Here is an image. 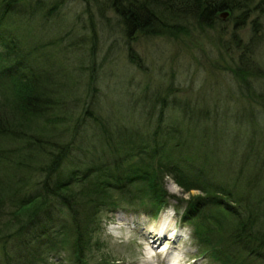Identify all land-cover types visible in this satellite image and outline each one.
Masks as SVG:
<instances>
[{"label":"trees","instance_id":"1","mask_svg":"<svg viewBox=\"0 0 264 264\" xmlns=\"http://www.w3.org/2000/svg\"><path fill=\"white\" fill-rule=\"evenodd\" d=\"M183 1L112 0V5L128 36L187 30L178 20L211 28L229 11L226 21L233 19L236 30L221 29L229 34L220 39L239 90L232 87L226 101L216 96L207 101L146 88L132 101L147 114L144 129L131 120L135 128L130 127L112 113H98L97 97L72 129L65 124L71 118L63 99L71 87L67 69L44 59L40 46L21 47L14 27H7L10 10L22 15L27 7L45 3L2 0L0 60L8 64L0 69V264H43L51 255L60 258L59 241L69 244L79 259L97 216L90 209L108 200L105 190L115 187L125 194L115 202L121 207L141 206L157 215L179 199L168 190L166 175L186 191L202 192L184 211L188 220H195L194 238L200 245L211 247L222 264H242L240 257L264 261V104L253 97L264 100L258 55L264 46V0ZM62 4L64 0H55L54 13ZM238 25L250 26L248 39L237 32ZM84 43V38H70L69 47ZM138 182L149 195H130V186ZM212 209L223 212L225 219ZM213 224L221 227L217 234Z\"/></svg>","mask_w":264,"mask_h":264},{"label":"rangeland","instance_id":"2","mask_svg":"<svg viewBox=\"0 0 264 264\" xmlns=\"http://www.w3.org/2000/svg\"><path fill=\"white\" fill-rule=\"evenodd\" d=\"M43 2L45 5L42 8L27 7L22 15H16L15 9L10 10L7 14L10 17L6 20L7 27H14L16 33L13 35L17 36L16 40L21 43L18 42L21 47L27 45L33 49L40 46L44 59L58 61L67 69L68 86L72 88L66 96L63 95V99L66 113L71 114V118L65 124L72 129L78 118L85 117L87 105L93 98L100 97L101 111L97 109V112L104 117H112V113L123 119L124 123L130 124V127H134L128 122L130 120L141 124L138 127H143L148 120L147 114H143L136 104L134 107L132 101L146 88H150V93L152 89L162 93H166V90L169 93L180 91V96L186 100L203 98L210 101L211 97L216 96L226 101L233 94L231 88L236 89L238 86L239 79L228 68L231 64L227 56L229 54L222 51L223 42L220 39V36L224 37L236 30L233 19L226 21L228 16L222 17L223 21L211 28L201 29L187 21L184 23L178 20L183 29L187 30L173 34L166 30L157 34L139 32L128 36L112 0H64L59 12L55 13V0ZM1 3L2 0L0 7ZM241 25L237 26V32L248 39L251 36L250 26ZM223 28L229 33H221ZM70 38H84L86 44L78 49L70 48ZM261 43H264V39ZM259 47L262 48L258 55L263 69L264 46ZM1 50L3 46L0 42ZM34 52L38 53L36 50ZM7 64V61L0 60V69ZM253 97L264 104L259 96ZM246 99L251 101L248 97ZM236 102L240 104L237 98ZM89 136L91 138L93 135ZM86 149L88 155L92 156L93 153ZM165 182L168 190L179 199L162 208L157 215L149 210L146 212L141 206L136 209L121 207L115 202L123 201L125 194L115 187L105 190L108 200L99 209H90V213L96 211L97 216L91 224L94 227L93 233L81 257L77 258L69 244L59 241L56 248L60 258L51 255L50 260L43 264H165V253L161 251H167L174 240L163 238L158 244L152 243L156 245L154 250L157 252L153 253L157 255L151 256L149 239L142 228L154 225L167 212L171 213V219L181 234L175 244L178 246L175 252L177 257L185 260L184 264H222L212 254L211 247L200 245L194 238L195 220H188L184 215L188 201L202 192L198 189L184 190L172 175H166ZM129 193L135 198L141 194L149 195L150 191L143 182H138L130 186ZM127 198L130 199V196L127 195ZM177 204L181 207L180 212L176 209ZM147 206L148 201L144 207ZM211 213L225 219L219 209H212ZM212 227L216 234L221 228L214 224ZM214 244L221 246L218 242ZM55 250L50 249V252ZM240 259L242 264H264L262 258Z\"/></svg>","mask_w":264,"mask_h":264},{"label":"bare ground","instance_id":"3","mask_svg":"<svg viewBox=\"0 0 264 264\" xmlns=\"http://www.w3.org/2000/svg\"><path fill=\"white\" fill-rule=\"evenodd\" d=\"M142 231L146 234V237L149 239V248H150V254L151 256H155L157 254H154L153 252H157V250H154V246L151 244V241H153L155 244L163 238H168L173 241V245L167 249V251H161L162 253H165L166 260L165 262L170 264V260L173 259L174 263L178 262V264H182L185 262L183 258L174 257V252L178 250V246L175 245L177 243V240L180 238V232L178 231L177 227L175 226V223H173L171 219V213H163L157 223L154 225H150L149 227L145 226L142 228ZM159 247V245L157 246ZM156 248V247H155ZM180 259V260H178ZM178 260V261H176ZM165 263V264H166ZM162 264V263H161Z\"/></svg>","mask_w":264,"mask_h":264},{"label":"water","instance_id":"4","mask_svg":"<svg viewBox=\"0 0 264 264\" xmlns=\"http://www.w3.org/2000/svg\"><path fill=\"white\" fill-rule=\"evenodd\" d=\"M229 14H230L229 11H224L221 13V16L226 18Z\"/></svg>","mask_w":264,"mask_h":264}]
</instances>
